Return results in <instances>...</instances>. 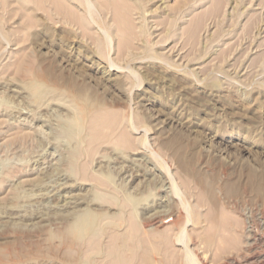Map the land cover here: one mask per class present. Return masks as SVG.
I'll return each instance as SVG.
<instances>
[{
	"label": "rangeland",
	"instance_id": "rangeland-1",
	"mask_svg": "<svg viewBox=\"0 0 264 264\" xmlns=\"http://www.w3.org/2000/svg\"><path fill=\"white\" fill-rule=\"evenodd\" d=\"M56 1L0 0V264H264V0Z\"/></svg>",
	"mask_w": 264,
	"mask_h": 264
},
{
	"label": "bare ground",
	"instance_id": "bare-ground-1",
	"mask_svg": "<svg viewBox=\"0 0 264 264\" xmlns=\"http://www.w3.org/2000/svg\"><path fill=\"white\" fill-rule=\"evenodd\" d=\"M56 2H58V1H56ZM80 2H82V4L84 5V7H80L81 12H83V13H80V11H79V13L78 12H75V14H77V15H86V10H88V12H90L91 14L93 13L92 12V9H91V3L89 4V1L88 2H83V1L80 0ZM126 2H127V0L126 1L125 0H97V3H95L93 5L95 7H97L96 9H98V13H99L98 15H109V14H111V15H128V13H127L128 11H129V14H130L132 12L131 10H134V8L135 9L136 8L139 9V7L137 6V4H135V5L133 4L135 7L132 6V4H130L132 7H134L132 9H130L131 6L129 7V3L127 4ZM49 5H51V4H49ZM56 6H57V4H56ZM50 7H51V10H52L53 9V6H50ZM60 7H62V6H60V4H59V7H57L58 10L56 9L57 11L54 14H56V15H65L64 14L65 12L62 13L65 10L64 9V6H63L62 9H60ZM127 7H129L130 10L127 9ZM69 10H71V9H69ZM69 13H71V14L74 13V10H73V12L72 11L71 12L69 11ZM67 14L68 13H66V15ZM75 14H72V15H75ZM74 219H75V220H73L74 222H72L71 225L66 230L67 233H70L71 231L82 230V229H86V230L90 229L94 225V223H95L96 214L93 213V212L87 211V212L79 213L78 215H76L74 217Z\"/></svg>",
	"mask_w": 264,
	"mask_h": 264
}]
</instances>
